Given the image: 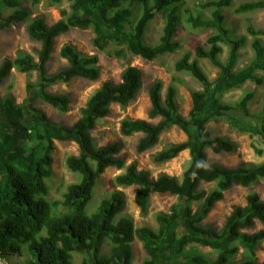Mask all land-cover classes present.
Instances as JSON below:
<instances>
[{
  "label": "trees",
  "instance_id": "trees-1",
  "mask_svg": "<svg viewBox=\"0 0 264 264\" xmlns=\"http://www.w3.org/2000/svg\"><path fill=\"white\" fill-rule=\"evenodd\" d=\"M63 0H50L49 4L59 5ZM71 14L61 11L62 19L47 26L42 17L30 19L29 10L21 8L20 0H0V29H8L13 24L29 20V37L41 43L38 60L28 53L19 51L15 60L5 59L0 65V85L13 69L22 74L36 72L38 80L27 84L30 95L28 101L33 122L24 128V138L31 144L21 157L3 163L6 179H0V254L3 256H22L20 244L29 247L35 260L28 264H73L74 254L86 256L83 264H132L134 251L132 243L138 238L143 243L147 258L143 264H233L240 247L244 249V260L239 264H258L256 252L264 243V229L252 234L244 232L254 227L255 222L264 223V200L257 192L247 196L246 206L234 207L226 219L221 231L203 225L217 203L234 186L252 187L264 180V162L245 163L235 168H225L217 164L207 165V150L213 153H234L237 144L222 137H213L207 130L212 120L226 119L238 132L260 135L264 139V103L259 114H252L249 105L254 92L249 91L234 104L224 103L221 96L234 88H240L246 81L257 85L264 78L253 74L256 69L264 72V28L247 26L252 36L251 43L254 58L251 64L238 74L228 73L220 56L221 44L231 46V60L244 47L246 37L235 38L225 25L223 8H229L234 0H207L199 5L202 11L212 10L211 18L201 15L188 17L194 29L217 31L210 36L206 46H197L198 59H208L221 75L212 83L198 59L186 52L174 64L179 73L190 74L203 85V90H192V108L189 118L178 113L177 88L172 83L166 90L165 98L161 93L160 81L149 89L151 109L149 119L160 118L157 124L147 120L125 118L120 132L125 137L141 134L136 150L144 153L154 148L162 133L177 126L186 134V141L173 144L156 153L155 163H167L182 152L189 151L190 160L181 177L161 174L154 179L148 172L140 171L135 163L127 165L119 156L120 145L116 142L98 147L92 137V131L98 122L107 117L110 107L118 104L122 109L135 99L142 85V73L139 68L128 66L122 74L121 82H104L87 101L82 116L72 126L53 124L46 114L33 105L36 98L65 114L69 111V96L52 94L47 89L59 83H69L74 78L95 81L99 76V59L96 55L85 56L71 44L60 50V56L67 60L68 67L55 74H46V65L50 60L54 41L71 29H93V44L99 51H105L111 43L123 47L115 52L124 57L125 52L153 61L166 54H174L181 49L176 40L181 17L180 5L184 0H86L87 9L81 0H68ZM5 9L14 10L4 17ZM264 10V0L246 2L235 10L237 14L254 13ZM159 13H165L166 22L159 41L146 42L147 30ZM11 97L0 101V109L16 110ZM55 140L74 141L80 150L78 156L66 160L67 169L81 176L80 181L67 186L61 200L48 201L50 188L46 180L53 175V157ZM258 155L263 150L256 149ZM108 168L123 171L117 175L111 185L114 191L100 201L91 214L87 209L102 174ZM202 184H213V189L205 194ZM137 186L135 203L142 216H146L151 203V195H171L179 202L173 205L169 213L156 216L158 229L150 227L136 228L131 218L117 220L125 208L124 193L118 187ZM198 210L193 213V204ZM61 212L53 215V210ZM185 216L192 233L179 236L173 227ZM45 232V234H44ZM172 232V237L163 255L164 240ZM193 234V235H192ZM111 242L110 254H101L102 245ZM192 244L209 247L217 254L214 260L199 253L187 251ZM264 264V263H263Z\"/></svg>",
  "mask_w": 264,
  "mask_h": 264
},
{
  "label": "rangeland",
  "instance_id": "rangeland-1",
  "mask_svg": "<svg viewBox=\"0 0 264 264\" xmlns=\"http://www.w3.org/2000/svg\"><path fill=\"white\" fill-rule=\"evenodd\" d=\"M50 0H20L21 8L30 11V19L42 17L47 26H52L62 19L61 11H66L67 15L71 14V2L63 0L59 5L49 4ZM207 0H184L180 5L179 15L181 22L176 34V40L181 43V49L174 54H166L160 56L153 61H145L140 57L134 56L125 52L124 57H117L115 52L123 47L111 43L105 51H99L93 44L95 37L93 29L82 30L79 28L71 29L68 33L57 37L54 41L53 50L50 60L46 65V74H55L63 68L68 67L67 60L60 56V50L66 44L73 45L80 54L85 56L96 55L99 59V76L95 81L84 78H74L69 83H59L50 86L47 90L52 94H66L69 96V111L65 114L60 113L51 105L45 103L41 98H36L33 105L43 111L53 124L62 126H72L82 116V109L85 108L87 101L92 94L101 87L106 81H111L114 84L121 82L123 71L128 66L137 67L142 73V85L135 99L122 109L118 104H113L110 107V112L107 117L100 120L92 131V137L98 147L109 143L116 142L120 145L121 156L127 165L135 163L138 170L145 171L154 179L161 174L181 177L184 168L190 160L189 151L182 152L175 159L158 164L155 163L153 157L156 153L166 149L170 145L178 144L186 141V134L177 126H172L161 134L158 144L147 150L144 153H138L136 150L138 141L142 138L141 134H135L130 137H125L120 132L121 122L125 118L133 120H147L153 124H157L160 118L149 119L148 113L151 109V101L149 97L150 87L160 81L163 85L162 99L165 98L167 88L174 83L177 88V103L178 113L184 118H189V113L192 108L191 91L203 90V85L197 82L188 73H179L174 69V64L186 52H191L194 59H198L195 51L197 46H206L210 36L217 33L216 30H200L194 29L188 22L190 14L197 16L201 15L204 18H211L212 10L202 11L199 5ZM257 0H234L233 5L229 8H223L221 12L225 15V25L232 31L235 38L246 37V42L243 48L237 52V57L234 61L231 60V46L221 44L223 53L220 56L225 64L228 73L238 74L244 68L251 64L254 58V52L251 47L252 36L247 33V26L252 25L257 29L264 28V10L237 14L236 8L243 3ZM86 11V0L80 1ZM14 10L5 9L3 16L10 15ZM29 19V20H30ZM24 21L20 24H13L8 29H0V65L5 59L15 60L17 53L22 51L31 54L35 60H38V51L41 48V43L34 41L29 37L27 31L28 22ZM166 22L165 13H159L150 24L146 33V42L155 44L159 41ZM264 42V36L261 37ZM200 66L208 76V79L215 83L221 75L226 79L218 68L212 66L208 59H198ZM255 75L264 78V72L256 69ZM38 80L36 72L30 75L22 74L17 69H13L9 76L0 85V101L11 97L14 104L18 107L16 110L0 109V179H6L7 176L3 172V163L6 161L21 157L27 149L30 150L31 144L24 138V128L33 122V117L30 112V95L27 91L29 82L35 83ZM253 91L255 96L249 105V111L252 114H259L262 111L264 103V83L257 85L255 82L246 81L240 88H234L225 92L221 96V101L224 103L234 104L240 100L246 92ZM207 130L211 132L213 137H222L233 141L237 144V151L234 153H213L207 150V165L217 164L225 168H235L245 163L259 164L264 162V153L260 156L256 153V149L264 152V139L260 135L251 133H242L235 130L226 119L212 120L207 125ZM55 149L53 157V175L46 180L50 188V193L46 199L61 200L63 193L68 185L80 181L81 176L74 174L67 169L66 160L70 156H78L80 150L78 145L72 141L55 140ZM123 173L116 168H108L101 175L97 187L94 191L88 213L94 212L102 199L107 198L114 191L111 182L113 179ZM213 184H202L201 189L205 194H208L212 189ZM117 190L124 193L125 208L118 216L117 220L123 217L131 218L134 221L135 227H150L154 230L158 229L156 216L159 213H169L173 205L179 202L178 198L171 195H161L154 193L151 195V203L148 214L142 216L138 206L135 203V191L137 186L118 187ZM257 192L261 199L264 200V180H261L252 187L234 186L224 195L222 201L217 203L209 216L203 222V225L210 226L216 231H221L225 225L226 219L236 206H246L247 196L251 192ZM198 204L194 203L192 211L195 213L198 210ZM61 212L53 210V215H58ZM184 217L173 227V232L179 236L191 232L188 221ZM264 229V223L255 222L253 228L245 230L248 234L255 233ZM45 234V232H44ZM193 235V234H192ZM172 237V232L164 240L163 255L167 245ZM22 248V256L9 255L4 256L9 264H28L35 260L29 247L25 244H20ZM134 258L132 264H143L147 258L143 248V243L136 238L132 243ZM111 242L107 240L101 248V254L108 256L110 254ZM190 253L199 252L208 258L214 260L217 256L215 251L209 247H204L200 244H192L186 248ZM257 263H264V243H262L256 252ZM86 256L82 254H74L73 264H83ZM91 264L94 260L90 258ZM244 260V249L240 247L237 256L232 259L233 264H239Z\"/></svg>",
  "mask_w": 264,
  "mask_h": 264
},
{
  "label": "built area",
  "instance_id": "built-area-1",
  "mask_svg": "<svg viewBox=\"0 0 264 264\" xmlns=\"http://www.w3.org/2000/svg\"><path fill=\"white\" fill-rule=\"evenodd\" d=\"M0 264H9L7 259L1 254H0Z\"/></svg>",
  "mask_w": 264,
  "mask_h": 264
}]
</instances>
